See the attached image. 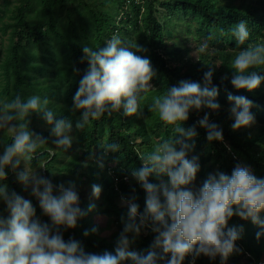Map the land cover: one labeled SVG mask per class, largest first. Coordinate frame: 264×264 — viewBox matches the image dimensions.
Here are the masks:
<instances>
[{
  "label": "trees",
  "instance_id": "1",
  "mask_svg": "<svg viewBox=\"0 0 264 264\" xmlns=\"http://www.w3.org/2000/svg\"><path fill=\"white\" fill-rule=\"evenodd\" d=\"M241 21L250 29L251 41H264V0H0V38H3L0 101L12 100L16 95L25 99L33 95L47 98L58 118L70 120L73 125L72 147L61 150L53 143L55 137L43 118L36 114L29 117L49 128L32 127L48 141L37 150L33 165H43L47 170L44 169L42 176L53 184L74 182L80 197L79 207L86 213L78 219L75 229L61 230L66 241H78L88 253L115 255L117 240L128 219V208L123 201L135 197L141 214L146 207V192L132 178L131 170L142 167L140 157L152 151L156 143L176 135L175 126L148 111L151 98L163 95L168 87L178 86L182 80L203 86L207 66L216 67L213 85L219 89L217 101L221 107L216 112L193 109L183 125L195 127L198 133L193 150L188 153V159L198 157L200 163L193 187L199 188L210 173L221 171L231 175L237 164L247 166L255 176L264 179V83L250 93L238 91L230 82L229 67L238 50L231 31ZM113 35L145 48V52L137 54L146 56L156 72L153 88L141 105L143 116L128 117L121 109L78 131L76 122L80 113L74 114L72 109L80 79L89 67L82 61L83 47L106 46ZM203 41L209 47L205 53L198 54V60L193 53ZM225 75L229 77L227 80L223 79ZM229 94L243 95L252 101L255 123L251 127L233 129ZM206 114L210 122L222 129L223 142L207 139L206 129L199 125ZM7 143H11V136L2 130V151ZM112 143L120 146L119 152H105L103 147ZM6 172L7 178L0 181V187L7 185L9 192L15 191L25 199V192L31 191L21 186L17 170ZM161 182L168 183V177H150V183ZM93 185L102 189L99 198L90 195ZM32 204L36 212L42 213L33 195ZM0 214L8 216L3 202H0ZM105 219L106 223H102ZM228 227L242 229L237 241L241 251L225 262L219 257L213 261L200 256L195 264L264 261V236L257 239L260 230L256 225L236 216ZM93 228L98 230L96 234L91 233ZM86 230L88 236L84 235ZM154 237L150 229L142 230L130 250L147 254L152 250ZM184 264H193V258L186 257Z\"/></svg>",
  "mask_w": 264,
  "mask_h": 264
},
{
  "label": "clouds",
  "instance_id": "2",
  "mask_svg": "<svg viewBox=\"0 0 264 264\" xmlns=\"http://www.w3.org/2000/svg\"><path fill=\"white\" fill-rule=\"evenodd\" d=\"M231 35L238 50L229 67L230 82L238 91L255 92L264 83V41H251L250 29L244 21L233 26ZM105 44L99 48L87 44L83 47L82 61L89 67L80 79L72 109L74 114L80 113L76 122L78 131L105 114L111 116L121 109L128 117L143 116L141 105L153 88L156 72L151 61L137 54L145 52V48L122 41L118 35H113ZM208 47L207 41L201 42L193 56L199 60L198 54L205 53ZM207 67L203 86L182 80L178 86L168 87L163 95L151 98L148 111L175 126L176 135L156 143L152 151L140 157L142 167L131 170L132 178L146 192V207L141 214L135 197L123 201L128 208V219L117 240L115 255L88 253L78 241L64 239L61 230L75 229L78 219L86 215L79 207L77 187L74 182L53 184L29 168L37 150L48 144L47 138L30 128L29 117L36 114L43 118L55 137L53 143L61 150L72 147V122L58 118L49 107L50 101L37 95L26 99L16 95L12 100L0 101V130L11 136V143L5 144L0 154V181L6 180L7 169L16 171L23 163L24 171L18 172L17 178L30 189L51 220V225L42 224L35 219L36 210L30 200L15 191L9 192L7 185L0 187V202L8 212L7 217L0 214V264H128L129 261L131 264H184L188 256L193 258V264L200 256L213 261L219 257L225 262L241 251L237 241L242 229L228 227L236 216L250 220L259 228L257 239L264 236V179L255 176L247 166L237 164L231 175L221 171L210 173L199 188L193 187L200 163L198 157L188 159V153L193 150L198 133L195 127L183 125L193 109L216 112L221 107L217 101L219 89L213 85L216 67ZM228 100L233 129L251 127L255 123L252 101L232 94ZM199 125L206 129L209 142H223L222 129L210 122L207 114ZM103 148L105 152L120 151L116 143ZM153 175H166L169 182L150 183ZM92 191L99 198L102 189L93 185ZM144 229H150L155 237L152 250L142 255L131 251L130 245ZM97 232L96 228L91 229L92 234ZM84 235L88 236L89 231Z\"/></svg>",
  "mask_w": 264,
  "mask_h": 264
},
{
  "label": "rangeland",
  "instance_id": "3",
  "mask_svg": "<svg viewBox=\"0 0 264 264\" xmlns=\"http://www.w3.org/2000/svg\"><path fill=\"white\" fill-rule=\"evenodd\" d=\"M179 29H180V28H177L176 30L178 31ZM2 40H3V38H0V43H1ZM30 121H31V123H30V128H31V129H32L33 126L35 127V126L38 125V123H36V120H35L34 118L30 119ZM1 132H2V130H0V133H1ZM71 136H72V135H71ZM72 137H73V136H72ZM138 142H139V144L142 142V141H141V138H139ZM2 153H3V151H2V147H0V154H2ZM33 164H34V163H33V160H32V161L30 162V164H29V168L31 169V171H33V172H36V171H37L39 175H42L44 169L39 168L38 165H40V164H38V165H36V166L33 165ZM22 171H24V164H23V163H21L20 168L17 169V173H18V172H22ZM20 184H21L22 187H25L21 182H20ZM87 187H88V185H87ZM90 195L93 196V193L91 192ZM24 197H25L26 200H30V201L32 202V193H31V192L26 191ZM36 199H37V198H36ZM37 202H38L37 207L40 208V204H39L38 199H37ZM40 209H41V208H40ZM41 210H42V209H41ZM97 218H98V216H97ZM35 219L39 220L42 224L47 223V224L51 225V220H50V218H49L47 215H45V214L43 213V211H42V213H38V212H36ZM106 221H107V219H105L102 223H106ZM104 227H106V225H105Z\"/></svg>",
  "mask_w": 264,
  "mask_h": 264
}]
</instances>
